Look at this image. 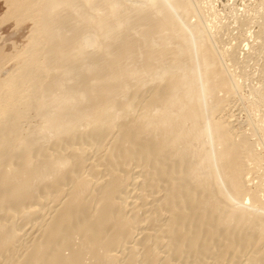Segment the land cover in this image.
<instances>
[{
  "label": "bare ground",
  "instance_id": "1",
  "mask_svg": "<svg viewBox=\"0 0 264 264\" xmlns=\"http://www.w3.org/2000/svg\"><path fill=\"white\" fill-rule=\"evenodd\" d=\"M125 1L7 2L34 26L0 80V264H264L222 52L191 0Z\"/></svg>",
  "mask_w": 264,
  "mask_h": 264
},
{
  "label": "rangeland",
  "instance_id": "2",
  "mask_svg": "<svg viewBox=\"0 0 264 264\" xmlns=\"http://www.w3.org/2000/svg\"><path fill=\"white\" fill-rule=\"evenodd\" d=\"M11 1L18 0H0V80L5 79L8 73L10 74L17 68L18 62L15 59L26 52L28 46H30V39L33 38L32 27L34 23L32 20L21 19L19 16L16 19L15 16L17 15H13L14 13L12 14L14 17L12 15L4 17L7 14V4ZM132 1L126 0L125 2L129 4ZM191 1L194 6H198L195 9L198 11L196 13L199 17L190 16L191 18L188 17L187 21L193 24V22L197 23L201 20L202 23L207 25L206 27L209 29L207 30L210 31V36L212 39L214 38L217 45V51L220 50L219 52L223 54L221 57L224 56L223 64L225 67L227 66L226 69L230 74L232 73L231 75L237 81L236 93L238 94L235 93L232 98L225 101L226 103L224 102L223 111L217 114V118L230 125L231 130H234H232L234 135L239 136L244 133L249 142L259 144V148L256 145L254 150V159L258 157L256 158L257 165H255L254 159L255 163H251L252 161L251 164L248 163L250 165L249 170L255 172L254 175L251 173L249 176L250 182L248 185L250 186L253 183V187H256L255 191L259 190L261 192L258 191L259 196L264 199L262 190L264 189V0ZM136 2L132 5L136 6L138 4ZM18 19H21V21ZM228 52H230L229 57L231 58L227 56ZM255 184L257 185L255 186ZM252 185L250 187L253 190Z\"/></svg>",
  "mask_w": 264,
  "mask_h": 264
}]
</instances>
